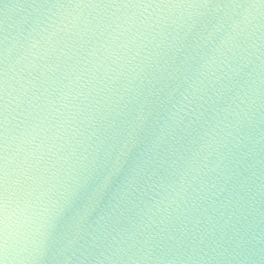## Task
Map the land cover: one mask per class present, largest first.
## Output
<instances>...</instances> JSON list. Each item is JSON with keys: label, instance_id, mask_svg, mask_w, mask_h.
<instances>
[{"label": "water", "instance_id": "1", "mask_svg": "<svg viewBox=\"0 0 264 264\" xmlns=\"http://www.w3.org/2000/svg\"><path fill=\"white\" fill-rule=\"evenodd\" d=\"M5 264H264V5L0 0Z\"/></svg>", "mask_w": 264, "mask_h": 264}, {"label": "snow or ice", "instance_id": "2", "mask_svg": "<svg viewBox=\"0 0 264 264\" xmlns=\"http://www.w3.org/2000/svg\"><path fill=\"white\" fill-rule=\"evenodd\" d=\"M59 2V0H58ZM113 2H125V0H113ZM207 2V0H205ZM253 3L264 5V0H252ZM3 37L0 31V172L3 170L4 150L6 145V105H5V75H4V56H3ZM0 264H5L4 259H0Z\"/></svg>", "mask_w": 264, "mask_h": 264}]
</instances>
